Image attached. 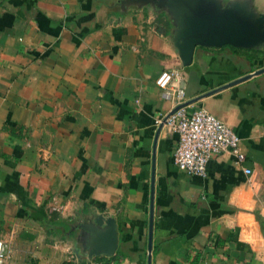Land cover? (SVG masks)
Instances as JSON below:
<instances>
[{
  "label": "crops",
  "instance_id": "crops-1",
  "mask_svg": "<svg viewBox=\"0 0 264 264\" xmlns=\"http://www.w3.org/2000/svg\"><path fill=\"white\" fill-rule=\"evenodd\" d=\"M154 1L0 0L5 264H146L152 157L150 264H264V72L187 106L231 128L241 161L225 151L189 176L172 163L175 134L154 140L175 106L161 70L184 101L263 66L264 50L196 46L183 66ZM92 212L115 220L111 255L83 249Z\"/></svg>",
  "mask_w": 264,
  "mask_h": 264
},
{
  "label": "water",
  "instance_id": "water-1",
  "mask_svg": "<svg viewBox=\"0 0 264 264\" xmlns=\"http://www.w3.org/2000/svg\"><path fill=\"white\" fill-rule=\"evenodd\" d=\"M154 2L171 20L173 29L169 37L170 43L183 66L191 62L196 46L219 48L229 45L243 49L264 48V11L254 10L248 0H155ZM263 72L264 65L175 105L157 124L154 140L167 117L176 109L191 105L212 93ZM153 161L152 157L146 264H150L151 251ZM80 230L83 249L88 257L113 254L117 244L113 217L92 212L89 218L80 224ZM72 252L77 256L76 248Z\"/></svg>",
  "mask_w": 264,
  "mask_h": 264
},
{
  "label": "built area",
  "instance_id": "built-area-1",
  "mask_svg": "<svg viewBox=\"0 0 264 264\" xmlns=\"http://www.w3.org/2000/svg\"><path fill=\"white\" fill-rule=\"evenodd\" d=\"M174 76L173 70L163 69L154 82L163 97L170 98L177 105L183 102V97L181 90L173 85ZM164 125L176 136L171 151L172 163L186 175L205 177L209 159L225 151L231 153L236 161L244 158L239 139L231 128L204 107H180L167 117ZM0 264H5L1 241Z\"/></svg>",
  "mask_w": 264,
  "mask_h": 264
},
{
  "label": "trees",
  "instance_id": "trees-1",
  "mask_svg": "<svg viewBox=\"0 0 264 264\" xmlns=\"http://www.w3.org/2000/svg\"><path fill=\"white\" fill-rule=\"evenodd\" d=\"M224 46H229V45H224ZM229 47H232V46H229ZM263 50H264V48H263ZM195 263H196L195 259L190 262V264H195Z\"/></svg>",
  "mask_w": 264,
  "mask_h": 264
}]
</instances>
